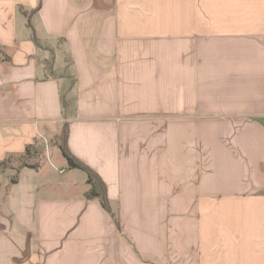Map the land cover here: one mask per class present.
Returning <instances> with one entry per match:
<instances>
[{
  "label": "crops",
  "instance_id": "obj_1",
  "mask_svg": "<svg viewBox=\"0 0 264 264\" xmlns=\"http://www.w3.org/2000/svg\"><path fill=\"white\" fill-rule=\"evenodd\" d=\"M0 47V163L48 146L0 171V264H264V0H0Z\"/></svg>",
  "mask_w": 264,
  "mask_h": 264
},
{
  "label": "trees",
  "instance_id": "obj_2",
  "mask_svg": "<svg viewBox=\"0 0 264 264\" xmlns=\"http://www.w3.org/2000/svg\"><path fill=\"white\" fill-rule=\"evenodd\" d=\"M10 56L5 50L0 47V63H9ZM69 125L66 123L63 127L62 137L59 139L60 143L56 147L60 151L62 157L67 165L72 170H80L87 175V184L89 190L85 194L87 200H97L102 208L109 213H112L110 200L107 195V187L102 178L86 164L78 160L68 148ZM43 153V147L38 143L28 146L26 152L22 156H10L5 161L0 163V171H5L7 168L13 167L18 163L17 172L23 168H30L37 170L40 167V156Z\"/></svg>",
  "mask_w": 264,
  "mask_h": 264
},
{
  "label": "rangeland",
  "instance_id": "obj_3",
  "mask_svg": "<svg viewBox=\"0 0 264 264\" xmlns=\"http://www.w3.org/2000/svg\"><path fill=\"white\" fill-rule=\"evenodd\" d=\"M64 127V125H63ZM63 127L62 129L60 130V133L59 135L56 137V139H54L55 141H52L53 142V146L56 145V144H59L60 141L59 139L62 137V132H63ZM46 146H45V151L42 153V155L40 156L39 158V161H41V163H45V162H48V156H47V151H46ZM59 159H55V158H52L50 157V161H52L54 163V165L57 167V168H60V167H64L65 170H66V174L65 175H58L59 177H62V178H79V180H83V179H87V175L80 171V170H75L74 172H72L73 170L69 168V166L67 165V163L65 162L64 158L62 157V155L59 153ZM63 159V160H61ZM65 164H64V162ZM15 166H19L18 163H15L14 164Z\"/></svg>",
  "mask_w": 264,
  "mask_h": 264
},
{
  "label": "built area",
  "instance_id": "obj_4",
  "mask_svg": "<svg viewBox=\"0 0 264 264\" xmlns=\"http://www.w3.org/2000/svg\"><path fill=\"white\" fill-rule=\"evenodd\" d=\"M46 148L48 149L47 143L45 142ZM64 171H61V173H63Z\"/></svg>",
  "mask_w": 264,
  "mask_h": 264
}]
</instances>
